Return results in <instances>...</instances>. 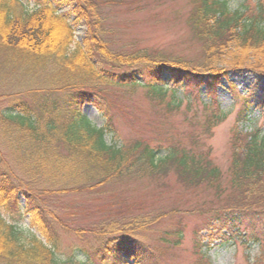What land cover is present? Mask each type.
I'll return each mask as SVG.
<instances>
[{"label": "trees", "instance_id": "1", "mask_svg": "<svg viewBox=\"0 0 264 264\" xmlns=\"http://www.w3.org/2000/svg\"><path fill=\"white\" fill-rule=\"evenodd\" d=\"M25 1L32 2V11L20 0H0V142L15 165L0 150V264H155L137 243L134 225L146 215L131 204L127 189L147 179L158 185L170 172L184 187L212 194L195 206L207 228L235 236L246 220L252 225L246 243L261 244L264 137L259 129L240 126L264 99L251 89L241 93L228 77L247 71L264 80V0L252 7L246 1L235 10L227 0H190L186 25L201 48L195 58L113 49L107 13L133 4L137 11L144 0H50L55 7H45V0ZM58 8L84 22V47L66 52L72 29ZM45 10L66 29L56 49L34 43L26 29ZM107 59L126 66L104 70ZM103 85L130 94L144 90L164 120L183 114L190 129L159 141L141 136L117 141L111 112L119 106L104 99ZM219 89H228L237 107L224 186L204 141L228 115ZM85 102L103 117L101 127L83 115ZM107 135L114 141L107 143ZM67 193L103 198L94 206L98 217L86 227L68 225L58 211ZM69 235L91 237L96 244L64 248L62 239ZM205 248L201 244L200 253Z\"/></svg>", "mask_w": 264, "mask_h": 264}, {"label": "rangeland", "instance_id": "2", "mask_svg": "<svg viewBox=\"0 0 264 264\" xmlns=\"http://www.w3.org/2000/svg\"><path fill=\"white\" fill-rule=\"evenodd\" d=\"M45 1H47L45 7L49 4L55 7L53 1ZM144 1L146 3H142L141 9L137 11L132 10L137 6L133 4L129 7L112 9L107 13V26L110 30L109 36L113 40V49H146L169 56L188 58L199 56L201 49L199 42L191 38L186 25L190 0ZM227 1L229 8L235 10L246 1V4L252 7L256 0ZM20 2L27 7V10L32 11V2L25 0ZM68 11H70L68 8H58V13L65 18L72 29V40L66 46L67 53L73 52L78 45L84 47L87 36L84 22L75 21L74 16ZM45 12L46 10L40 16H33L27 23L26 29L34 43L56 49L62 44L66 29L61 22L48 17ZM91 60L98 68L95 59L91 58ZM116 61L107 59V62L101 65L108 71H118L121 70V66H126V63ZM103 75L104 80L110 79V75L105 73ZM228 81L240 91L251 89L258 95L259 100L264 99V81L257 80L256 75L247 71L230 73ZM222 85L227 88V81L222 80ZM101 92L105 100L111 103L117 100L119 107L112 109L111 115L114 118V129L119 142L130 141L138 136L159 141L165 136L190 129L186 119L185 122L183 121V114L166 115L164 120L162 113L154 108V104L142 89L130 94L111 85H103ZM218 95L219 103L228 115L222 124L212 130L211 137L204 141L210 148V158L219 169L224 186L232 160V129L235 125L237 107L228 89H219ZM81 109L83 115L97 127L104 124L103 117L91 104L85 102ZM187 113L190 116L191 112L187 111ZM248 119V122L240 127L247 132L259 129L261 136L264 137V106L254 108ZM111 140L114 141L113 135H107V143ZM0 150L15 169L11 156L1 142ZM127 192L131 204L135 205L138 211L141 209L139 214L146 215L134 227L140 237L137 243L146 250L147 254L152 253L150 260L156 259L158 262L155 264H204L205 259L208 264H264V240L259 245L246 243L252 225L245 220L239 226V234L233 236L223 231L222 234L217 235L212 229L207 228L206 219L200 209L195 207L200 202L211 200L212 194L184 187L172 172L158 185L149 179L137 181L129 186ZM99 197V195L94 197L67 193L60 197L58 211L68 225L75 226L77 223H82L81 225L86 227L98 217L94 206L98 208L102 203L103 198ZM174 228L180 229L181 239L178 238L179 231L175 232ZM224 234L225 237L222 238ZM88 243L96 244L93 238L85 236L77 238L69 235L62 239L64 248L76 250H80ZM201 244L206 245L205 250L201 251L202 254L199 251ZM125 264H133V262L128 260Z\"/></svg>", "mask_w": 264, "mask_h": 264}]
</instances>
